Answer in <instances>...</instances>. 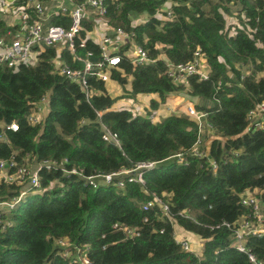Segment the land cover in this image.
I'll list each match as a JSON object with an SVG mask.
<instances>
[{
  "label": "trees",
  "instance_id": "1",
  "mask_svg": "<svg viewBox=\"0 0 264 264\" xmlns=\"http://www.w3.org/2000/svg\"><path fill=\"white\" fill-rule=\"evenodd\" d=\"M167 2L169 18L162 11ZM233 12L242 27L231 34L225 14ZM140 15L145 19L134 24ZM104 20L155 60L134 66L124 56L125 45L118 54L122 72L113 71L111 80L125 88L130 78L126 98L158 95L151 111L175 94L197 98L195 109L206 114L210 127L198 147L204 156L193 154L197 126L188 117L173 114L153 123L151 111L135 116L130 109H115L118 99L94 79H88L93 94L87 98L77 83L56 71L54 48L41 53L37 65L17 71L0 66V121L18 125L16 132L0 126V137L8 141L0 140V159L13 158L17 166L33 170L42 161L64 162V168L81 174L42 168L37 190L0 187V202L26 191L12 211L0 212V264H80L69 257L75 251L91 264H250L232 246L233 229L222 223L232 225L251 214L241 204L243 192L264 201V128L248 120L264 104V0H117L107 3ZM49 24L67 27L68 21L59 16ZM91 29L85 21L79 34L85 45L77 58L86 51L94 53L92 60L98 58V45L87 37ZM14 30L0 18V38ZM196 51L206 61L207 77L193 75L174 84L166 64L191 63ZM59 58L71 68L82 67L66 50ZM45 95L47 115L31 126L27 115ZM105 131L117 134L118 146L102 141ZM144 163L154 166L142 171V185L126 181L118 189L101 179ZM152 197L167 203L169 218L159 204L142 209ZM175 225L199 238L200 256L176 242ZM61 240L66 248L57 244ZM244 243L264 261V236H248Z\"/></svg>",
  "mask_w": 264,
  "mask_h": 264
},
{
  "label": "built area",
  "instance_id": "2",
  "mask_svg": "<svg viewBox=\"0 0 264 264\" xmlns=\"http://www.w3.org/2000/svg\"><path fill=\"white\" fill-rule=\"evenodd\" d=\"M115 1L117 0H0V18L10 26L15 27L14 31H9L4 38H0V66L17 71L21 66L37 65L40 54L48 48H54L57 51V56L53 60L56 71L70 81L77 83L86 91V97L88 98L90 96L88 94H93L92 91L88 92V79L106 84L112 81L113 71L122 72L119 67L121 57L118 55L121 47L128 45V49L124 51V56L134 66L154 64L155 60L148 57L146 50L132 43L130 35H127L120 28L112 29L106 24L104 17L107 12V3H114ZM168 11L166 12L169 18L170 12ZM59 16L68 21L67 27L49 24L53 17ZM85 21L92 24V29L87 33V37L99 47L96 60H92L95 57L92 51H86L83 59L75 56L77 50L85 45L84 40H79V34L83 30ZM134 49L135 51H133ZM62 50H66L70 55H73L77 62L82 63V67L71 68L68 64L62 62L59 58ZM166 65L167 77L177 85L184 83L188 77L193 75L205 79L208 74L206 61L199 51L195 52L194 60L191 63H167ZM122 76H124L123 73ZM127 91H130L129 87ZM123 101L120 108L130 109L135 116H145L148 112L133 100L132 104L126 99H123ZM167 110L170 111L168 108ZM47 112L48 95H45L30 109L26 121L31 126L42 124ZM173 114H183L196 124L197 135L193 146V154L197 158H203L204 154L198 151V147L203 145L202 138L205 131L210 132L206 114L197 112L192 104L186 105L183 112L173 111L168 116ZM150 119L153 123H156L153 116H150ZM248 120L257 129H263L264 104L258 105L254 111H251ZM0 126L12 132L18 130V125L15 122L6 125L3 121H0ZM0 140L8 143L4 135L0 137ZM102 141L114 146L119 145L117 134L110 131L104 132ZM62 163L64 162L58 163L46 160L37 163V168L33 170L29 166H17L13 158L10 160L0 159V187L29 186L37 190L40 188L39 171L42 168L47 172L57 171L63 175L81 176L75 168L66 169L62 166ZM209 164L212 170L216 169L217 165L214 161H210ZM153 166L152 163H144L133 170L102 176L101 179L105 185L114 184L118 189H123L126 181L142 185L144 183L142 171L151 169ZM121 176L126 178L114 180ZM85 180L91 182L92 177H86ZM25 196L26 191H20L18 196H14L8 201H1L0 212L12 211ZM240 201L243 206L251 209V214L241 216L232 225L227 223H222V225L233 229L232 246L237 251L246 254L250 264H264V261L256 259L244 243L248 236H264V201L256 198L252 191L248 190L240 195ZM157 204L161 206L160 210L163 216L169 218L167 203L162 202L157 197H152L142 209L147 210ZM176 242L181 244L185 251H189L188 241L177 240ZM57 244L60 247H65V241L63 240ZM76 260L80 264H91L84 256H78Z\"/></svg>",
  "mask_w": 264,
  "mask_h": 264
},
{
  "label": "crops",
  "instance_id": "3",
  "mask_svg": "<svg viewBox=\"0 0 264 264\" xmlns=\"http://www.w3.org/2000/svg\"><path fill=\"white\" fill-rule=\"evenodd\" d=\"M169 4V3H168ZM168 4L166 3L163 8L162 11L165 12V9H167ZM130 88V85L128 86ZM105 88L108 92V94L112 97V98H118V96L121 93V88L120 86L114 82V81H110L108 83L105 84ZM126 89V88H125ZM133 101H135V103L143 108H145V110L147 111H151L150 110V102L151 101H156L159 102V97L156 94H143V95H138L136 97V99H132ZM123 99H118L117 102L114 105V108H120V105L122 104ZM198 102L197 98L191 97L189 95L182 94L180 93L177 97V95H173L169 98H167L164 102L163 105H159V107L157 108V110L155 111H151L152 116L154 117V121L157 123L159 122L161 119L167 117L170 113H172L173 111L175 112H183L185 109V106L188 104H192V105H196V103ZM167 108L170 110L168 111ZM208 145V143H206V146ZM208 147V146H207ZM176 226V225H175ZM174 226V227H175ZM180 228V227H179ZM175 231H174V238L175 240H187V234H189L188 232L184 231L183 229H179V232L177 233V235L179 236V238L175 237ZM181 236V237H180ZM189 242V241H188ZM189 252L194 254L195 256H200L201 252H202V244L201 241L199 240V238H194L192 242H189Z\"/></svg>",
  "mask_w": 264,
  "mask_h": 264
},
{
  "label": "rangeland",
  "instance_id": "4",
  "mask_svg": "<svg viewBox=\"0 0 264 264\" xmlns=\"http://www.w3.org/2000/svg\"><path fill=\"white\" fill-rule=\"evenodd\" d=\"M169 3V4H168ZM167 4H168V7H167V9H165V12L167 11V10H169L170 9V6H171V2H167ZM225 16H226V20H227V23L228 24H232V31L230 32L231 34H233V32H234V27H239V28H241L242 27V25L239 23V17H237L236 16V13L235 12H233L231 15H226L225 14ZM161 18H162V16H160ZM143 19H145V15H140V16H137V17H135V19H134V24H139V23H141L142 21H143ZM99 27H100V25H99ZM97 28V27H96ZM128 46V45H127ZM133 51H135V49L133 50ZM130 83V78H128V80H127V84L125 85V88H122L121 86H120V88H121V93H120V95L118 96V98L117 99H126L130 104H132V100L131 99H129V98H126L127 97V94H126V92L124 91V89L127 91V89H128V84ZM128 92V91H127ZM182 94H185V93H182ZM176 95V94H175ZM178 95L179 94H177V97H178ZM160 101V100H159ZM122 102V101H121ZM122 104H123V102H122ZM164 103H160V105H163ZM117 109H121V108H117ZM179 227L178 226H175L174 227V231H175V237L176 238H179V236L177 235V233L179 232ZM181 237V236H180ZM187 240L189 241V242H192L193 241V239L194 238H197V236L196 235H194V234H192V233H189V234H187ZM188 242V243H189ZM68 244H67V242L65 241V247L64 248H66V246H67ZM76 252L77 251H75V254L73 253L72 254V256L71 255H69V257H73V258H77V255H78V252H77V254H76ZM64 255L65 256H67L68 255V253L67 252H65L64 253Z\"/></svg>",
  "mask_w": 264,
  "mask_h": 264
},
{
  "label": "water",
  "instance_id": "5",
  "mask_svg": "<svg viewBox=\"0 0 264 264\" xmlns=\"http://www.w3.org/2000/svg\"><path fill=\"white\" fill-rule=\"evenodd\" d=\"M207 148H209V146Z\"/></svg>",
  "mask_w": 264,
  "mask_h": 264
}]
</instances>
